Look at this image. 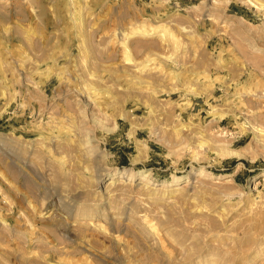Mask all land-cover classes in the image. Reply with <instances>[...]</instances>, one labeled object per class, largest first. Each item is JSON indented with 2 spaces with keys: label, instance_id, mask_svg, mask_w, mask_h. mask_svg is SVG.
I'll use <instances>...</instances> for the list:
<instances>
[{
  "label": "rangeland",
  "instance_id": "obj_1",
  "mask_svg": "<svg viewBox=\"0 0 264 264\" xmlns=\"http://www.w3.org/2000/svg\"><path fill=\"white\" fill-rule=\"evenodd\" d=\"M0 264H264V0H0Z\"/></svg>",
  "mask_w": 264,
  "mask_h": 264
},
{
  "label": "bare ground",
  "instance_id": "obj_2",
  "mask_svg": "<svg viewBox=\"0 0 264 264\" xmlns=\"http://www.w3.org/2000/svg\"><path fill=\"white\" fill-rule=\"evenodd\" d=\"M115 172H116V171H115ZM124 173H125V172H121V174H122L121 176H123V175L126 174V173H125V174H124ZM149 173H150L149 171H143V172H141V177H142V179H143V180H150L149 182H151V179L148 178V174H149ZM114 174H117V173H114ZM115 177H116V175H113V178H115ZM129 179H130V180L135 179L134 175H130V176H129ZM164 184H165V185H172L173 183L170 182V181H168V182H164ZM190 234H191V233H190ZM193 239H194V238H193Z\"/></svg>",
  "mask_w": 264,
  "mask_h": 264
}]
</instances>
